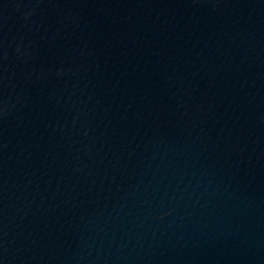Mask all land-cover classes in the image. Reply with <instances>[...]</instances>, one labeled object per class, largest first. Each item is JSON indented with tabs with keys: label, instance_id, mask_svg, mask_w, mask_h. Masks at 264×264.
<instances>
[{
	"label": "water",
	"instance_id": "95a60500",
	"mask_svg": "<svg viewBox=\"0 0 264 264\" xmlns=\"http://www.w3.org/2000/svg\"><path fill=\"white\" fill-rule=\"evenodd\" d=\"M0 264H264V0H0Z\"/></svg>",
	"mask_w": 264,
	"mask_h": 264
}]
</instances>
